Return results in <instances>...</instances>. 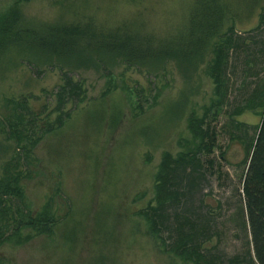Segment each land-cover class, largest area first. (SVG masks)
<instances>
[{"label": "rangeland", "instance_id": "374dc122", "mask_svg": "<svg viewBox=\"0 0 264 264\" xmlns=\"http://www.w3.org/2000/svg\"><path fill=\"white\" fill-rule=\"evenodd\" d=\"M197 1L0 0V14L19 9L22 24L37 32L35 37L27 34L1 63L0 174L3 164L12 168L19 161L25 197L11 198L13 207L36 215L51 201L57 217L50 235L28 226L13 235V224L4 227L0 264H184L170 250L178 228L192 232L191 225L205 258L202 264L248 258L252 244L242 183L264 112V0H218L226 21L219 38H232L219 93L211 77L213 51L189 81L173 62L158 75L123 64L81 67L94 65L92 45L59 59L39 42L50 24L89 19L97 28L124 27L134 35L156 34L171 41L187 34ZM60 36L50 37V44L60 45ZM76 84L79 90L72 87ZM192 86L196 92L189 93L190 104L176 123L177 113L167 107L180 94L193 92ZM206 107H211L207 116ZM17 112L25 118L17 126H27L24 134L33 135V141L39 131L43 136L30 151L27 144L18 146L12 133ZM192 112L206 117L201 129L208 134L205 143L214 148L198 151L204 177L192 188L183 180L180 192L185 194L167 204L160 232L153 237L143 212L157 205L165 153L191 156L201 141L188 127ZM34 113L39 114L36 120L27 124ZM59 116L63 124L47 132L43 125ZM22 141L30 140L22 136ZM155 242L165 243L168 254Z\"/></svg>", "mask_w": 264, "mask_h": 264}, {"label": "trees", "instance_id": "16d2710c", "mask_svg": "<svg viewBox=\"0 0 264 264\" xmlns=\"http://www.w3.org/2000/svg\"><path fill=\"white\" fill-rule=\"evenodd\" d=\"M19 1L21 0H15V4ZM218 4V0H198L189 20L187 34L171 41L165 40V38L161 39L156 34L140 33L134 35L132 31H129L130 29H124V27L97 28L95 21L89 19L87 21L70 22L61 25L50 24L47 26L48 30H45L48 34L47 37L42 35L39 38V42L42 43L49 55L58 57L59 59L64 56L69 59L75 50L80 49V51L85 52L83 48L92 45L93 53L97 55V58L92 59L94 65L81 63L86 65L81 67H104L107 69L114 65L123 64V66L142 67L148 73L158 75L159 72H163L169 67V63L173 62L189 81L194 79L200 67L206 61L209 52L213 51L215 57L213 65L210 66L212 67L211 77L215 81L216 90L219 93L226 58L225 49L230 46L232 38H219L224 30L226 21L223 18V11L219 8ZM229 29L232 30V27ZM27 34L35 37L37 32L28 25L24 26L22 24L19 9H13L0 14V67L4 57L11 53L13 49L16 50L23 38L28 36ZM58 36H60V45H51L50 37ZM28 38L35 40L33 37ZM71 82V80H68L67 86H71ZM72 87L78 89L80 86L76 84ZM73 88L70 92H74ZM191 90L193 92L187 91L188 94L186 92L180 94L177 98L178 100H173L167 107L172 108L177 113L178 119L176 123L182 118L187 106L190 104L191 94L189 95V93L196 92L193 86ZM65 91H67L66 86L60 94V104L57 106V110H60L64 103ZM221 102H223V98H220L218 101L219 104ZM16 106L21 107L20 103H16ZM210 108H205V116H207ZM192 114L193 116L190 115L188 118V127L194 138H198L202 142H196V145L190 151L191 156L187 152H179L176 156L165 153L160 174L157 176L155 198L157 205L150 204L148 210L143 212L148 230H150L153 237L157 236L158 232H160L159 224L163 223L167 204L179 202L185 194L180 192L182 191L183 180H188L187 183L192 188L196 186L197 180L204 177V166L202 160L197 157L198 151L211 152L214 148L213 144L208 145L205 143L208 134L204 133L201 129L206 117L199 119L194 116L193 112ZM37 115L39 114H35L29 118L27 120L29 123L27 124H32L36 120ZM16 119L15 126L10 124L12 133L18 140L16 144L22 147L27 144L29 146L28 151H30L32 145L42 140L41 131H39L33 141V135L30 133L24 134L28 132L25 130L26 125L22 128L17 127L25 118L19 113ZM62 124V119L59 116L57 121L53 123L48 121L43 126H45L47 132H51ZM0 129L4 131L2 127ZM22 136L29 137L30 141H22ZM159 137V140H161L162 136L159 135ZM248 155V167L242 183V190L246 225L250 232L252 247L249 250L248 258L235 256L232 260H229L230 264L245 262L247 264H264V112L262 113L261 123L258 126L257 136L249 147ZM222 156L224 157L225 153H222ZM208 162L213 164V160ZM6 164L7 162L3 164L0 174V242H3L6 238L3 228L12 224L14 226L13 235L20 234L26 226L31 227L39 234H52L57 224V217L51 211V201L36 215H33L30 212L31 210L27 215L22 208L13 207L11 198L14 196L25 197L24 188L21 183L22 172L18 166L19 161L12 168L11 163L10 166H6ZM177 178H179L178 181H175ZM24 205L26 206V204ZM7 219L13 220L7 222ZM189 219L185 217L183 219L184 223L188 224L187 220ZM190 227L192 232H187L182 226L178 228V238L173 243L170 252L178 255L184 261V264H202L205 258L200 251V243L194 241L196 231L192 225ZM20 240L22 239L20 238ZM155 243L162 253L168 254L164 247L165 243L163 245ZM118 264L128 263L126 261L121 262L120 260Z\"/></svg>", "mask_w": 264, "mask_h": 264}]
</instances>
